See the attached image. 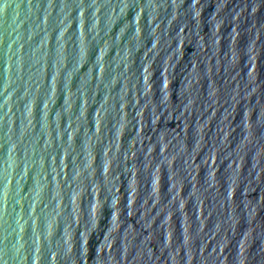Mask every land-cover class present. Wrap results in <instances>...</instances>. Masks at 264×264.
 I'll use <instances>...</instances> for the list:
<instances>
[{
	"label": "water",
	"instance_id": "95a60500",
	"mask_svg": "<svg viewBox=\"0 0 264 264\" xmlns=\"http://www.w3.org/2000/svg\"><path fill=\"white\" fill-rule=\"evenodd\" d=\"M0 264H264V0H0Z\"/></svg>",
	"mask_w": 264,
	"mask_h": 264
}]
</instances>
